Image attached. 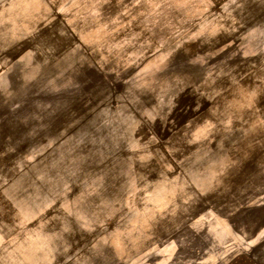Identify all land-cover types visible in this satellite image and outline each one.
Returning a JSON list of instances; mask_svg holds the SVG:
<instances>
[{"label": "rangeland", "instance_id": "374dc122", "mask_svg": "<svg viewBox=\"0 0 264 264\" xmlns=\"http://www.w3.org/2000/svg\"><path fill=\"white\" fill-rule=\"evenodd\" d=\"M0 264H264V0H0Z\"/></svg>", "mask_w": 264, "mask_h": 264}]
</instances>
